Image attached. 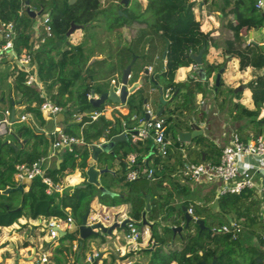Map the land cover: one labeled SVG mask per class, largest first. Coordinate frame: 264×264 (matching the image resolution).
Instances as JSON below:
<instances>
[{"label":"trees","instance_id":"1","mask_svg":"<svg viewBox=\"0 0 264 264\" xmlns=\"http://www.w3.org/2000/svg\"><path fill=\"white\" fill-rule=\"evenodd\" d=\"M68 1L0 0V22H13L14 48L17 52L32 53L36 78L41 83V89L25 85L22 70L14 74V70L9 68L3 73L1 83L11 77L6 82L9 106L16 104L19 113H30L33 122L18 121L16 117V121L8 124L7 130L0 134V190L17 185L12 178L16 163L29 164L41 156H47L51 151L52 135L44 131L50 128L51 121L45 119L39 109L44 99L61 107L58 112L61 117L57 122L62 130L81 137L83 141L74 144L71 150L56 151L55 165L45 168V175L54 182L64 184L60 194L45 193L44 184L38 176L21 184L25 190L0 192V227L9 226L21 217L33 220L39 217L65 219L67 213L75 224H79L89 202L96 196L99 203L107 206L126 203L127 215L141 231L144 228L140 224L144 194L150 193L149 210L146 211L145 218L155 221L149 228L154 246L150 251L140 249L149 251L145 263L135 261L132 264H202V261L207 263L212 259L215 260L214 264H261L259 232L264 229L258 220L259 201L253 196V190L244 188L238 193L216 195L212 188H207L198 197L195 187L182 183L177 178L182 166L181 152L178 149L159 155L151 147V130L147 136L133 141L131 135L133 129L140 124L139 120L144 118L145 102L151 97L157 108L160 104L159 96L163 97L166 89L169 97H163L165 102L161 112L154 117L164 119L165 134L174 144L179 143L177 133L191 127L186 115L198 112L201 116L203 114L195 105L197 94L204 97L207 93H212L220 110L225 111L232 119L245 118L253 137L261 134L264 131V117H258V114L264 105V74L261 72L264 67V38H253L255 43L242 45L245 39L240 32L242 29H264V12L255 9V0H146L143 7L138 0H132L131 5L128 2L126 5L117 3L106 7L101 6L100 0ZM200 2L207 10L219 12V18L225 20L224 26L232 33V38L223 41V54L236 58L238 69H252V76L246 83L254 106L252 109L234 102L232 97L239 92H235L232 87L224 89L221 78L217 86L214 82L209 85V77L223 63H208L204 59L208 48L217 44L209 32L200 30V21L195 18V9ZM23 3L25 6L21 8ZM112 5H117L121 14L113 12ZM27 7L40 14H48L49 36L44 27H34L36 16L31 17L26 11ZM104 19L108 22L105 26L108 31L120 27L133 31L129 42L117 47L113 53L119 68H123L134 55V62L138 57L141 59L142 70L148 64L152 69L146 73L140 69V74L134 76V81L141 76L142 84L128 95L124 105L127 108L126 114L116 110L111 119L103 114L91 119L92 112L103 111L105 105L111 103L107 100L94 106L87 97L91 90L94 94L106 90L95 82L98 78L114 74L113 63L105 72L101 69L106 57L89 60L93 56V49L88 39L91 41L97 30L95 27L101 26ZM70 23L80 26L83 37L79 42L64 44L67 40L65 32ZM199 50H202L205 80L187 78L175 81L177 68L192 63L190 54ZM111 56L108 54L107 57ZM0 63L7 64L8 61L2 59ZM150 88L153 89L151 96ZM2 99L0 94V100ZM115 105L117 104L114 103L113 106ZM78 114L79 120L76 119ZM241 128L236 133L244 138ZM123 131L126 132L125 139L115 142L112 152H101L97 156L96 166H106L108 169L99 174V184L114 192V195L101 194L96 185L86 180L85 170L90 153L88 144L98 141L100 137L109 139ZM131 152L135 153L136 162L127 165L126 158ZM184 152L185 160L189 162L217 161L220 147L207 136L198 135L184 146ZM142 159L151 160L152 177L146 178L140 174L129 180L126 173L130 169L144 167ZM74 177L79 178V182L69 186L70 179ZM17 198L19 201L15 200ZM187 209L191 210L192 217L202 219L204 226L200 228L194 220H190L180 232L173 233L171 226L184 223V211ZM229 215L241 223L242 233L246 232L254 237L256 243L242 245V233L232 238L230 234L219 231L220 226L227 223ZM73 240L77 241L75 250L71 248ZM87 240L88 236L79 238L77 229H65L62 235L51 242L52 248H49L51 243L48 241L44 243L49 249L46 264H120L122 259L132 255L127 253L119 256L116 251H109L101 263L97 259L87 263L84 261L85 254L90 251Z\"/></svg>","mask_w":264,"mask_h":264},{"label":"built area","instance_id":"2","mask_svg":"<svg viewBox=\"0 0 264 264\" xmlns=\"http://www.w3.org/2000/svg\"><path fill=\"white\" fill-rule=\"evenodd\" d=\"M25 6L22 4L21 8ZM254 7L258 11L264 12V0H255ZM40 14V13H39ZM38 14V15H39ZM48 14H41L40 20L37 19V26L44 27L47 36L50 35V26L48 24ZM36 30V29H35ZM264 35V29L262 30ZM37 35L38 33L35 32ZM14 37L15 30L12 21H1L0 22V60L6 59L8 63H11L10 69L14 70V74L18 70L24 72V84L30 87H36L41 89V83L36 78L35 69L32 62V53L29 51L17 52L14 48ZM253 42L251 38H246L245 44ZM37 45L35 44L34 47ZM192 70L197 68L196 63L190 65ZM147 72L152 69L151 65H147ZM264 74V67L262 68ZM131 74L127 75L130 78ZM191 78L197 79L196 74L190 75ZM11 78V77H10ZM9 78V79H10ZM110 83L113 84L114 90L118 92L119 79L112 77ZM117 84V87L115 85ZM42 93V92H41ZM130 94V93H129ZM89 94L87 97L89 98ZM97 96V94H94ZM164 98L169 97L168 89L163 94ZM146 103V102H145ZM117 105L113 106L116 107ZM144 114L148 116V119L144 121L140 119L141 123L144 121L143 127H135L136 134L131 135V139L136 140L147 136L149 130H151V147L159 155H165L171 146V142L166 138L165 125L163 118H155L153 111L144 104ZM39 109L43 117L47 120L53 121L55 115L61 110V107L54 104L49 99H44ZM9 110L7 113H3L0 117V134L7 130L9 124ZM100 114L104 115L103 111H94L90 115L91 119H95ZM18 121L30 120L32 124L31 114L28 112H22L17 116ZM80 114L76 115V119L79 120ZM29 122V121H28ZM52 135V141L50 143L51 151L47 156H41L37 160L27 164L25 162L16 163L14 165L15 171L12 178L17 185H21L25 180H30L33 177H40L41 182L44 184V191L47 194L58 193L60 194L64 184L54 182L49 176L44 174L45 168L49 167V161L55 155V152L62 149L71 150L72 146L77 143H82L81 137H76L64 132L60 125L53 124L51 128L44 130ZM125 134L126 132L123 131ZM109 139L100 137L98 141H94L90 144H101ZM89 145V144H88ZM144 159H142L143 161ZM127 165H133L136 162L135 153H129L126 158ZM144 167L141 169L133 168L130 169L126 176L129 180L138 177L140 174L146 178H151L153 174V168L150 166L149 161H145ZM180 181L183 183L199 184L205 183L210 186H214L215 194L222 193H238L244 188L253 190V196L258 199V220L264 229V133L259 134L256 137L249 136L247 138H241L236 132H233L229 140L220 146V155L217 161H200V162H183L179 169ZM99 181V176H97ZM66 210H68L66 208ZM190 214L191 210L187 209ZM124 219L127 221L124 224L126 243L120 245L114 250L119 256H124L127 253L136 252L141 249V240L139 237L143 234H148L149 229L144 226L140 231L137 228L136 222L130 218L127 214L122 213L119 217H112L110 215L98 214L96 212H89L86 217V224L90 225L95 222H100L103 225H109L115 220L120 223ZM35 225L41 226V230L44 232V236L52 242L59 236L58 230H73L77 229L78 224H75L73 218L69 213L66 214L65 219L62 218H43L39 217L35 219ZM243 226L238 221L231 219L227 223L220 226L219 231L222 233H228L232 238H236L242 233ZM259 248L262 251L261 264H264V231L259 232ZM77 247V241L73 240L72 250ZM39 250L37 255L39 263H45L49 255L48 247H43V242L37 245ZM102 253L99 250L93 249L88 251L84 256V261L87 263L97 259L100 260ZM134 262L133 257H125L120 261V264H132Z\"/></svg>","mask_w":264,"mask_h":264},{"label":"crops","instance_id":"3","mask_svg":"<svg viewBox=\"0 0 264 264\" xmlns=\"http://www.w3.org/2000/svg\"><path fill=\"white\" fill-rule=\"evenodd\" d=\"M145 3H144V5H145ZM195 13H196L195 18L199 19V21H200V30L203 32H209L217 44L216 46H210L208 48V51L206 52V54L204 56L206 61L208 63H211V62L223 63V66H222L223 70L220 74V78L221 79L223 78L222 80H223L225 86H227V83H231L233 80H230V78L232 79V77H234V75H230V71L228 72L229 69H227V71H226V68H228V66H229V67H231V69H235L238 72L239 76H236V78L234 80H238L239 78H242V81L241 82H238V81L233 82L231 85L228 86V87H232L233 89L237 88L234 91L239 92L237 96L232 97V100L234 102H239L240 104L244 105L245 107H247L249 109H252L254 106H253V103L251 100L250 90L246 86L247 81H249V79L252 76V69H251V67H246L243 70L238 69L237 59L234 57L229 58L226 54H223L222 45H223V41L225 39H227V37H225V38L222 37L223 39H221L220 34L221 33L223 34L224 30H229V29L224 26V22L222 21V19L219 18L220 13L217 11L207 10L205 6H202L201 2L199 3V7L195 9ZM34 27L35 28L37 27V18L35 20ZM77 29L80 30V27ZM240 34L241 35L246 34V38H251L252 41L255 43V41H254L255 37L253 35L252 30L245 31L244 29H242ZM228 38H232V33H231V36ZM230 61L232 63L231 65H229ZM162 62H164L163 58H162ZM192 63H190L187 66L178 67L176 72H175V75H174V80L175 81H184L187 78H191L190 75L194 74V70H192L190 67V65ZM148 65H150V64H148ZM261 72H262V69H261ZM112 77H116L115 72L112 76L109 77V81ZM226 77H228V80H225ZM9 78L10 77H8V79ZM117 79H119V77ZM9 80H11V78ZM194 80H199L198 76H197V79H194ZM200 81H203V80H200ZM209 82H212L211 77H209ZM152 91H153V89L150 88L149 89L150 96L153 93ZM150 98L151 97H149L148 101L145 104L148 105V107L153 111V113L155 115V111H156V109H158V105L156 106L157 108H155V104L152 101H150ZM195 105H196V108L198 109V111L203 112L202 116H201V114H199V112L196 114L190 113L189 115H186V118L188 117L187 121L191 125V127L189 129H182V130H190L192 128L193 124H195L201 130L200 135L207 136L214 143H216V145H218L219 147L223 143L227 142L229 140L231 134L233 132H236L240 127H242L241 129H242L243 133L245 134L244 138H247L249 136H253L251 129H250V126L248 124H246L247 120L245 118H241V119L230 118V116H228L225 111H222L218 108L217 103L213 99L212 93H208L204 97L201 96V94H197L195 97ZM21 106H23V105H21ZM13 108H14V116H15L16 108L14 107V105H13ZM116 110L121 114L127 113V108H125L124 106H122L120 104H118L116 107L105 105L104 116L108 119H111L112 115L114 114V112ZM0 114H3V113L0 111ZM60 117L61 116L59 114H56L54 120L53 121L50 120L51 121V122H49L50 128L52 127L53 124L60 125L57 122L58 119H60ZM258 117H264V105L260 109ZM261 133H264V131ZM196 136H198V135H196ZM166 138L170 141L168 136H166ZM192 138H194V137H192ZM192 138L190 139V141L192 140ZM176 139H177V141H179V143L174 144L170 141L171 146H170L169 152H174L176 149H178L181 152L182 164L185 161L189 162V161L185 160L186 157H185V152H184V146L190 141H188V142L180 141V140H178L177 135H176ZM54 158H55V156L52 157V160H54ZM149 162H151V160H149ZM95 167L98 168L96 166V164H95ZM178 176H179V174H178ZM177 178L180 179V177H177ZM74 184L75 183L71 181L69 186H72ZM188 184H190V183H188ZM201 184H202V186L200 187ZM190 185L195 187L196 194H198L199 196H201L207 190V188L208 189L212 188L214 190V186H210V185L205 184V183L190 184ZM127 209H128V205L126 203H121V204L115 205V206L103 205V204L99 203L96 196L93 197L88 204V211L90 213L96 212L98 214L110 215L112 217H119V215L122 213L127 214ZM28 221L33 222L34 224L36 223L35 220H33V219H28ZM5 227H7V226H5ZM143 235H144L143 238L141 236V239H140L141 240L140 241L141 242V249H147L150 251L153 247L154 242L150 238H148L149 232H148V234H143ZM147 241H150L151 246H149V247L145 246V245H147ZM176 245H178V243ZM36 246L37 245H33L32 247H30V249H32V252L26 258L32 257V259H34L33 256L38 251ZM149 248H151V249H149ZM90 250H93V248H91ZM99 251L102 253V256L100 259V261H101L102 258L105 257L110 250L109 249L107 250V249H105V247H102L101 250H99ZM131 257H133L134 262L135 261L138 262V259H136L133 256V254L131 255ZM146 258L148 259V255ZM147 259H143L141 262L145 263L147 261ZM32 261L33 260H30L29 263L32 264ZM172 264H175V263L173 262Z\"/></svg>","mask_w":264,"mask_h":264},{"label":"rangeland","instance_id":"4","mask_svg":"<svg viewBox=\"0 0 264 264\" xmlns=\"http://www.w3.org/2000/svg\"><path fill=\"white\" fill-rule=\"evenodd\" d=\"M143 7L144 3L146 0H138ZM101 6L106 7L110 4H117L119 3V0H100ZM129 4H132V0L129 1ZM122 5V4H121ZM112 11H117L119 10L117 5H112ZM41 14L36 15V18L40 20ZM228 18H231V15L227 16ZM223 22L225 20H222ZM222 22V23H223ZM107 21L104 19L103 22H101V26L95 27L97 30L96 33L94 34V37L89 40V45L93 49V56L89 59L90 61L95 59V58H101V57H106L104 62L101 64V69L105 72L111 65L112 63L115 64V69L114 72L116 74V77L118 78L120 76V72L122 68H119V65L116 64V57L114 58L113 53L115 52L116 48L122 45H126L127 42H129L130 38L133 35V31L130 28L127 27H120L118 29H114L113 31H108L106 29ZM253 35L256 39H261L264 38V35L261 30H253ZM220 38L223 39L222 37H230L231 32L229 30H224L223 34H220ZM244 39H246V34L242 35ZM83 37V32L82 29H75L71 34L67 36V40L63 42L64 44L66 43H76L79 42ZM62 43V44H63ZM245 44V41L242 42V45ZM108 54H111V57H107ZM127 55V54H126ZM125 55V56H126ZM124 56V57H125ZM127 58V56L125 57ZM131 58V57H130ZM205 59V58H204ZM130 60V59H129ZM206 60V59H205ZM213 63V62H211ZM231 61L229 62V65H231ZM11 63H0V94L3 97V100L0 101V111L2 113H7V111H10V106H9V99L7 100V94L9 93L7 87H6V82L9 81L8 77L6 78L5 82L1 83V80L3 78V73L10 68ZM142 62L141 59L138 57L135 62L131 65V77L128 79V84H131L134 82V76L139 75V70L141 69ZM230 71V75H234L232 79L233 80L231 83H227V86L225 84L223 85V88L226 89L229 85H231L233 82H241L242 78H239L238 80H234L236 76L238 75V72L235 69H231V67L228 66L226 68V71ZM140 71H143L142 69ZM217 71L213 72L211 75V80L212 82L214 81V76ZM112 76V75H110ZM108 75L102 76L101 78H98L96 83H100L101 88L107 89L110 85L109 77ZM223 79V78H222ZM225 80H228V77L225 78ZM212 82H209V85L212 84ZM224 83V82H223ZM117 87V84L115 85ZM208 91V90H207ZM8 92V93H7ZM208 94V93H207ZM206 94V95H207ZM150 95V94H149ZM231 95V94H230ZM233 95V94H232ZM15 97V96H14ZM150 101L151 98H150ZM114 103H110L109 106H113ZM117 104V103H116ZM118 105V104H117ZM122 106L124 104H120ZM14 107L16 108L15 110V117L19 116V109L17 108V105L15 104ZM2 116V114H1ZM0 116V117H1ZM30 120H24L22 122H28ZM3 132L2 130L0 133ZM169 137V136H168ZM56 158V157H55ZM55 158L54 160L49 161V167H53L55 165ZM102 158V157H101ZM72 182L77 183L79 182V178L74 177L70 179ZM202 184L200 185V187ZM198 187V186H197ZM25 190V188H23ZM196 196L199 197L198 194ZM16 201H19V198L15 199ZM29 218H18L16 222L12 223L10 226L7 227H0V264H30L29 261H32V264H41L38 261L37 255H34V259L32 257L26 258L29 256L32 252V247L33 245H38L40 242H43V247L45 246V242L51 243L47 238L44 236V232L41 230V226L35 225L33 222L28 221ZM233 219L231 215H229L228 220ZM125 228L124 227H114L112 230V234H106L104 232L100 233L98 231V234H90L88 236V244L90 249H99L101 250L102 247H105V249H109L110 251H114V248L124 245L126 243V238H125ZM32 234V235H31ZM144 235H142L143 238ZM32 237V238H31ZM150 233L148 235V238H150ZM31 238V239H30ZM54 241V240H53ZM52 241V242H53ZM254 244L256 243L255 238L251 237L248 235L246 232L241 234V244L245 245L247 243ZM52 243L49 245V248H52ZM146 247L151 246L150 241H147ZM37 248V246H36ZM39 251V250H38ZM37 251V252H38ZM36 252V253H37ZM149 252V251H147ZM145 251L138 250L136 252H132L133 256L138 259V262H141L143 259H147L148 253ZM101 259V258H100ZM38 261V262H37ZM101 263V261L99 260ZM45 263L42 264H46ZM51 264V263H49Z\"/></svg>","mask_w":264,"mask_h":264},{"label":"water","instance_id":"5","mask_svg":"<svg viewBox=\"0 0 264 264\" xmlns=\"http://www.w3.org/2000/svg\"><path fill=\"white\" fill-rule=\"evenodd\" d=\"M130 0H119V3L122 5H126L128 4ZM73 0H69L68 3H72ZM26 11L30 14L31 17H35L36 15H38L40 12L39 11H34L33 9H30L29 7L26 8ZM118 14H121V11L118 10ZM80 26L74 23H70L69 28L67 29V31L65 32V35L68 36L69 34H71L73 32V30L79 28ZM165 56V50L162 51V58H164ZM202 50H199L197 53L195 54H190L191 59L193 60L194 63L197 64V68L194 70V74H196L199 78V80H205L206 76H205V70L202 67ZM134 55L131 56L129 62L121 69L120 72V76H119V87H118V92H116L114 90V86L113 84H110L109 87L97 94V96H94V92L91 90L89 93V101L94 105L97 106L105 101H110L111 103H117V104H124L129 93L133 92L139 85L142 84V77H139L137 79V81L132 82L131 84H128V78L127 75L131 73V65L134 62ZM223 68H219L217 70V72L215 73L214 76V84L215 86L218 85L219 83V78H220V74L222 72ZM147 70L144 69L143 73H146ZM237 88H235L234 90H236ZM159 92H160V88H159ZM159 101L160 104L158 105V109L155 112V115H159L162 109V104L165 102V100L163 99L162 95L159 96ZM143 110H145V106L143 105ZM44 113V112H42ZM148 119V116L146 114H144V118L143 120L146 121ZM13 121H16V118L14 116V108L11 107L10 108V112H9V124L12 123ZM144 121H142L138 127L141 128L144 125ZM133 134H136V130L132 131ZM201 134V130L198 128L197 125L193 124L192 128L190 130H181L177 133V138L180 141H185L188 142L190 141V139L192 137H195L196 135H200ZM125 139V133L124 132H120L118 134H114L112 135L108 141L106 142H102L101 144H89L88 148H89V158L87 160L88 163V167L85 170L86 173V180L89 183H93L94 185H96L98 187V189L100 190L101 194H108V195H114V192L106 189L105 187H103L102 185L99 184V181L97 180V176L104 172L107 171L108 169L106 168V166L102 167V168H96L95 164H96V160H97V156L99 153L101 152H112L111 148L113 146V144L119 140H123ZM13 189H19V190H23L22 186L16 185L15 187H6L3 190H0V192L2 193H6L10 190ZM149 198H150V193H146L144 194V208L141 212V219H140V224H142L143 226H146L148 229L151 228V226L155 223V221H148L145 218V213L147 210H149ZM88 214V207L86 209V211L84 212V214L81 216V221L77 226V231H78V236L79 238H85L87 236H89L90 234H98V231L100 233L104 232L106 234H112V230L114 227H124L125 222L127 221V219H124L122 222L118 223L115 220H113V222L109 225H103L100 222H95L93 224L87 225L86 222V217ZM184 216H185V220L184 223L181 225H173L171 226V230L173 233L175 232H180L183 228H185L188 225V222L190 220H194L200 228H202L203 225V220L199 219V218H194L192 217L187 210L184 211ZM59 235H62L64 233L63 230H58ZM154 246V244H153ZM151 249V248H149ZM215 260L212 259L210 262H203L202 264H214Z\"/></svg>","mask_w":264,"mask_h":264}]
</instances>
